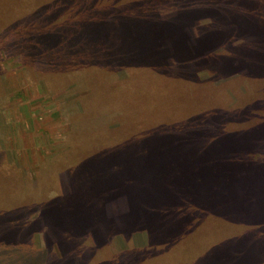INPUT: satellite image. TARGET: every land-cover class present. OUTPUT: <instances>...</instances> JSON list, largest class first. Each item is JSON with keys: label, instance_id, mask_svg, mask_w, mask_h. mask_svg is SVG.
<instances>
[{"label": "rangeland", "instance_id": "rangeland-1", "mask_svg": "<svg viewBox=\"0 0 264 264\" xmlns=\"http://www.w3.org/2000/svg\"><path fill=\"white\" fill-rule=\"evenodd\" d=\"M0 33V264H264V0H0Z\"/></svg>", "mask_w": 264, "mask_h": 264}, {"label": "trees", "instance_id": "trees-1", "mask_svg": "<svg viewBox=\"0 0 264 264\" xmlns=\"http://www.w3.org/2000/svg\"><path fill=\"white\" fill-rule=\"evenodd\" d=\"M6 32V31H5ZM1 34V33H0ZM250 255H253V257H255V255L256 254H254V253H250L248 256H250ZM251 257V256H250Z\"/></svg>", "mask_w": 264, "mask_h": 264}]
</instances>
